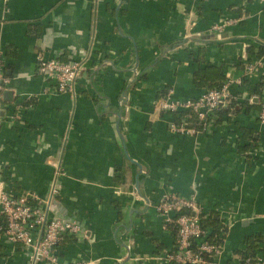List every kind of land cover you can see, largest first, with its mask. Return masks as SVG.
Here are the masks:
<instances>
[{"label":"crops","instance_id":"crops-1","mask_svg":"<svg viewBox=\"0 0 264 264\" xmlns=\"http://www.w3.org/2000/svg\"><path fill=\"white\" fill-rule=\"evenodd\" d=\"M262 43L259 0H0V179L12 194L57 189L54 213L81 226L60 240L59 261L167 264L157 252L173 235L155 208L167 194L194 199L229 226L213 264H238L256 233L264 256L259 109L214 111L205 131L190 133L172 129L160 105L209 89L194 83L200 67L224 75L231 99L259 101ZM39 58L81 62L74 93L38 74ZM244 128L256 144L243 154ZM29 255L0 238V264H50Z\"/></svg>","mask_w":264,"mask_h":264},{"label":"built area","instance_id":"built-area-1","mask_svg":"<svg viewBox=\"0 0 264 264\" xmlns=\"http://www.w3.org/2000/svg\"><path fill=\"white\" fill-rule=\"evenodd\" d=\"M246 1L240 0L243 4ZM259 1L264 3V0ZM82 65L79 61L39 58L36 70L44 78L54 80L59 92L72 94L74 84L83 69ZM254 66L255 64L249 63L246 66L247 71H252ZM6 83L7 79L3 73L0 57V104ZM228 88L229 83L224 82L220 87L207 89L197 98L182 101L166 97L160 105L166 112L186 110L194 113L200 121L207 124L210 115L232 98ZM187 118L188 116H185L179 124L173 121L171 128L177 132H198L185 126ZM257 119L264 124V99H261ZM56 192L57 189L53 187L44 198L32 192L12 194L5 190L0 179V214L2 216L0 238L3 237L7 241L18 242L28 247L31 260L42 258L50 264H87L80 261L62 262L58 260L57 247L60 240L65 235L77 234L81 226L77 220L54 213L53 198ZM155 208L162 217L164 230L169 228V223L177 225V236L174 243L161 253L167 264L173 262L201 264L205 262L201 253H214L213 262L215 261L223 245L217 246L210 243L208 239L210 229L204 228L201 224V215L208 212H204L194 199L167 194L160 197ZM191 244L195 247L191 248ZM238 264H264V256L258 255L255 258L245 256Z\"/></svg>","mask_w":264,"mask_h":264},{"label":"trees","instance_id":"trees-1","mask_svg":"<svg viewBox=\"0 0 264 264\" xmlns=\"http://www.w3.org/2000/svg\"><path fill=\"white\" fill-rule=\"evenodd\" d=\"M246 52L253 53V47L249 46L246 48ZM256 57H260L264 54V44L262 43L259 45V48L256 52H254ZM196 61H198V57H196ZM248 63H252L251 60H249ZM253 64V63H252ZM245 66V65H244ZM216 67H200L195 73H194V83L198 87H204V88H215L220 87L225 82L224 75L217 72L215 69ZM203 72V73H202ZM264 86V77L261 78L260 83L255 87V90L253 91L252 95H255L258 97L259 101L257 102H249L248 100L240 101L236 99H230L228 101V104L225 106H221L220 108L216 109L215 111L218 113L219 117L223 114L231 113L235 114L240 111L248 112L251 108H258L261 107V97H262V88ZM168 91V88L165 89V92ZM173 114L174 122L180 123L182 122V117L188 116V118L185 121V126L188 128H192L195 131H205L207 128V125L211 123L210 117L208 118V123H204L198 119L196 114L188 112L186 110H180V111H173L170 112ZM243 135L245 139H247V143H241L240 141L237 142L236 147L239 152H242L243 154L247 152V150L255 146L256 139L253 136V131L243 129ZM247 159L249 158V155L246 154ZM201 224L204 228L210 229V234L208 236V239L210 243L221 246L223 245L224 238L226 234L228 233L229 227L223 223V221L220 219V217L217 215L215 216L213 211H208L207 214L201 215ZM169 230L171 231V234L173 235V243L177 236V225L175 223H169L168 225ZM221 234V236H219ZM262 241V235L260 233H256L253 235L248 236L247 238V248H246V254L245 252H238L241 255V260L245 258V256H249L251 258H255L258 256L257 250L259 249L258 243ZM195 245L191 244V248H194ZM166 248L161 247L159 250L160 252H157V254H161L163 250ZM203 259L205 260L204 263L201 264H212L214 253H201L200 254ZM172 264H189V263H181V262H173Z\"/></svg>","mask_w":264,"mask_h":264},{"label":"water","instance_id":"water-1","mask_svg":"<svg viewBox=\"0 0 264 264\" xmlns=\"http://www.w3.org/2000/svg\"><path fill=\"white\" fill-rule=\"evenodd\" d=\"M136 187H137V182H136ZM136 187H135V191L137 192Z\"/></svg>","mask_w":264,"mask_h":264}]
</instances>
